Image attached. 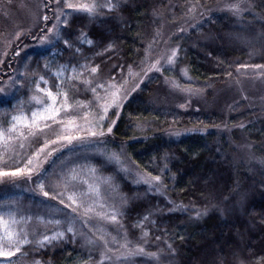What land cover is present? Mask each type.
<instances>
[{
  "label": "trees",
  "instance_id": "16d2710c",
  "mask_svg": "<svg viewBox=\"0 0 264 264\" xmlns=\"http://www.w3.org/2000/svg\"><path fill=\"white\" fill-rule=\"evenodd\" d=\"M59 1L60 7H64V0ZM30 2H37L41 13L50 18L57 9L52 4L46 8L45 0ZM95 2L104 5L108 0ZM113 2L118 5L113 11L98 9L95 17L63 9L67 15L62 19L67 20V26L61 25L62 32L71 37L73 47H66L61 40L50 49L17 57L21 61L16 68L21 66L18 85L8 99H0V121H7L13 103L27 99L36 74L48 81L47 85L41 83V87L55 91L59 85L69 91L77 112L83 111L77 104L87 106L94 100L89 86L82 80L108 81L114 77L129 83L143 75L139 88L123 103L113 133L103 138L107 141L104 150L112 153L121 148L137 174H161L166 164L161 192L148 191L146 185L136 183L132 173L120 171L99 150L78 151L73 158L79 159V164L87 163L95 168L100 178L112 177L116 189L103 183L101 189L106 212L114 204L120 213L118 222L93 213L88 215L89 227L80 229L77 225L75 238L67 234L62 240L40 247L33 239L37 225L33 219L29 225L32 242L12 258V264H100L99 251H104L103 241L98 239L100 233L110 242L115 238L113 248L123 244L126 236L132 245L139 243L148 252L158 253V264H264V111L249 109L242 97L232 100L228 110L224 106V113H205L180 106L164 108L151 102L153 94L164 89L166 82L173 81L179 88L190 89L201 99L210 100L239 80H264V0ZM15 4L16 0H0V13L8 10L6 7L16 9ZM231 5H239V14ZM15 15L17 27L22 28L27 17H18L17 12ZM197 20L202 21L192 26ZM35 24V27L38 24L35 31H28L14 46H9V54L0 65V77L3 70L5 74L14 72L16 52L44 33L45 22L38 20ZM173 28L186 31L172 33ZM82 35L91 39L92 44L80 43ZM167 42L178 48L175 63L168 69L162 68L160 73L148 72L159 48L168 45ZM76 47L80 48L79 52ZM44 61L52 63L50 68L42 67ZM84 64L98 66L94 77L85 72L82 79H68L73 75L69 74L72 67L79 70ZM62 65L68 71L59 81L54 70ZM129 66L139 76L129 79ZM224 126L229 129H223ZM190 129L198 132H183ZM45 132L52 135L51 130ZM174 132L181 135L174 136ZM45 138L40 136L34 141L33 150ZM242 144L248 146L242 149L249 157L245 161L237 159ZM68 148L53 154L49 162L62 152L67 153ZM12 191L8 188L3 194ZM4 198L8 197L0 196V201ZM15 202L24 212L42 213L36 208L38 201L29 195ZM47 203L62 209L59 213L55 211V215L67 214L58 200L47 198ZM174 204L181 208L174 209ZM196 212L202 214L197 216ZM145 216L149 217L147 221L143 219ZM141 223L143 229L138 226ZM143 231L149 235L143 237ZM103 264L118 262L103 261ZM126 264H157V261L142 255Z\"/></svg>",
  "mask_w": 264,
  "mask_h": 264
},
{
  "label": "snow or ice",
  "instance_id": "6c2138e0",
  "mask_svg": "<svg viewBox=\"0 0 264 264\" xmlns=\"http://www.w3.org/2000/svg\"><path fill=\"white\" fill-rule=\"evenodd\" d=\"M55 2L59 3V0H55ZM117 6L113 0H108L104 5L97 4L95 0L79 3L64 0L65 8L87 13L90 17H95L98 9H106L110 12ZM45 7L47 8L49 5L46 4ZM230 7L234 12L239 14V5H231ZM66 15L67 13L63 12V10L57 12L55 16L56 23L51 24V26L47 24L49 20L48 16L44 15L42 17L46 26V35L41 37L42 44L45 41L49 44H54L63 40L66 47H73L71 37L65 36L60 27L61 24L67 26V20L62 19ZM48 34H51V40H49ZM19 37L20 34L17 33L16 38L19 39ZM80 43L91 45L92 40L82 35ZM76 51L79 52L80 48L76 47ZM177 53L178 48L171 49L169 55L157 58L151 63L148 70L155 69L156 71H160L163 67L161 65L162 59L166 60V63L169 65L175 63ZM16 55H19V52H16ZM47 67L48 65H45V68ZM67 71L68 67L62 65L57 69L55 75L57 78H60ZM71 72L73 75L68 77L71 80L82 79L85 72L94 77L98 72V66L84 64L79 66V70L74 66L71 68ZM133 76H139V73H135L133 68L129 66L128 78L131 79ZM10 79H12L13 84L16 83L15 78ZM82 82L89 86L94 100L87 106L82 103L77 104L76 107L83 109L82 112H77L74 110V105L70 100L69 91L61 89L59 85H57L55 91L48 87L42 88L41 83L45 85L48 83L43 75L34 81L36 93H42L43 95L34 94L30 99L39 107L32 111L30 116L23 111H19L8 118L6 125L5 123H0V178L9 176L23 177L27 182L33 181V177L35 176L34 183L45 198L58 200L65 208L71 207L72 211L76 213L80 209H83L85 219L78 221L77 216L68 214L61 217L51 214L41 216L36 213L22 212L16 206L14 199L8 200L7 203H0V257L11 258L20 253L24 245L32 242L30 240L31 229L29 225L33 219L40 224L55 226L51 231V235L47 233L42 234V239L37 241L40 247L57 240H62L67 234H71V237L75 238L78 232V224L80 229L89 227L88 215L93 212V206L83 201L84 195H94L99 198L101 195V183L109 185L112 190L116 189V185L112 177H102L95 183L83 181V183L87 184V193L77 191L76 182L80 176L77 172L79 159H74L73 157L78 151L99 150V154L105 157L107 161L118 165L120 171L128 172V168L122 161L119 153H108L104 150L107 141L103 138L113 133L114 127H116L117 122L121 118L124 100L127 99L131 92L139 88L142 78L131 89L125 87L127 80L121 82L114 77H109L108 81L91 79L82 80ZM0 92H3V89H0ZM53 125L57 127H53ZM46 129L51 130V136L46 134ZM188 131L196 132L197 130L190 129ZM172 135L179 137L181 133L174 132ZM40 136H45L46 138L42 145L36 146L33 150V142L38 140ZM64 142H67L71 146L68 148L67 153L62 152L60 156L55 157L49 162V158L60 147L64 146ZM50 145H58V147H50ZM9 161H11V164ZM44 163H49V167L43 168L42 165ZM89 171L94 174L96 169L91 168ZM166 171L167 165L165 164L161 174L143 173L139 175L135 182L147 185L148 191L160 193L163 186L162 175ZM49 187H51V191L48 190ZM121 202L125 201L122 199ZM39 203L48 207L45 201H39ZM104 207L106 205L101 203L100 208ZM52 208L57 213L62 211V209L56 208L55 205ZM173 208L180 209L181 206L174 204ZM201 214L200 212H196L197 216ZM97 215L116 223L118 222L120 213L113 204L108 212H98ZM143 219L147 221L149 217L145 216ZM138 226L143 229L142 223ZM148 235L147 231H143V237H147ZM98 239L103 241L104 247L100 264H103L105 259H112V257L107 255L108 253H118L115 255V260L118 264H126L131 258L142 255L154 258L157 264L160 260L158 253L148 252L139 243L132 245V242L126 236L124 237L125 242L119 244L116 248L111 246L112 243H115V238L110 242L100 233L98 234ZM88 242L93 243L92 240ZM169 248H171V245H169ZM120 249H124V251L121 252ZM3 264H12V261L7 259Z\"/></svg>",
  "mask_w": 264,
  "mask_h": 264
},
{
  "label": "rangeland",
  "instance_id": "374dc122",
  "mask_svg": "<svg viewBox=\"0 0 264 264\" xmlns=\"http://www.w3.org/2000/svg\"><path fill=\"white\" fill-rule=\"evenodd\" d=\"M42 1L44 2V0H42ZM44 3H47L48 5L52 4L53 6H55L57 8L55 10V12L53 13V15L51 16V18H50V16H48V18H49V25L48 26H51V24L56 23L55 16H56L57 12H59L60 10L66 9V8L60 7L61 6L60 1H59V3H56L55 0H45ZM15 7H16V9H14V10H12L9 7H6V9H8V10H5L2 14L0 13V65H1V62L4 60L5 55L9 54V51L7 52L9 46L10 47L14 46L16 41L18 40L16 38L17 33H19L20 36H22V35L28 33V31H30V32L35 31L38 27V24H37V27H35L36 21L38 22V20H39V22L40 21L45 22L42 19L44 14L41 13L40 7L38 9L37 2L31 3L30 0H16ZM65 11L66 10H63V12H65ZM16 12H17L18 17L23 16V15H25V17H27L26 24H24L22 28H20V26L17 27L18 21L15 20V19H17L16 15H15ZM201 21L202 20L195 21L192 24V26L197 25ZM61 25H60V27H61ZM181 29H183V32L186 31V30H184L185 28H173L172 33L180 32ZM183 32H180V33H183ZM45 35H46V28L44 30V33L43 34L41 33L40 36L37 37V40L35 42L31 43L30 45L23 46L18 51L19 55L23 54L24 57L25 56L28 57V55H30L31 52H33V51L37 52V51H43L45 49L46 50L50 49L53 46V44H49L47 41H45L43 44L41 43V37H44ZM48 38H49V40L52 39L51 34H48ZM159 49L160 50H159V52H157V55H156L155 59L152 61V63L157 58L166 57L167 55H169L170 51H171V49H173V47H171L168 43V45H163ZM19 55H16L15 62L13 63L14 64L13 65L14 72H11L9 74H5L4 70L1 71V75L2 74H3V76L5 75V78H3V76L0 77V89H3V92H0V99H4V100L8 99L11 96V94L14 92L15 87L18 85V78H19L18 77L19 76L18 71L20 70L21 66L18 69H16V68L19 65V63H21V61L18 59V58H20ZM49 62L50 61H44L42 63V67L45 68V65H48V67L45 69L50 68L52 63H49ZM161 65L163 66L162 67L163 69H165V68L168 69L171 67L172 64L169 65L166 63V60L162 59ZM22 67H23V62H22ZM60 67L61 66H58V68H60ZM158 67H160V66H158ZM57 69L54 70V75H55ZM148 72L160 73L161 70L156 71L155 69H152L151 71L148 70ZM71 73L72 72L70 71L69 74H71ZM36 75L37 76L35 77V79L38 80L40 77V74H36ZM65 76H66V73H64L60 78H57V76L55 75V77L59 81L61 79H63ZM10 78H15L16 83L13 84V81ZM141 78L142 79L144 78L143 75L140 77H137V79L132 80L131 82L127 83L125 85V87L127 89H131L137 82L140 81ZM263 81L264 80H261V79H257V80L255 79L253 81H246V82L244 80H242V81L239 80L238 81L239 83L229 84L228 87L219 91L217 93L218 95L214 99H210V100H207L204 98L201 99L197 92L192 91L190 89L179 88V86L173 81L171 83L166 82L164 89L160 88L156 91V93L153 94L151 102L154 105L164 107V108L177 107V106L182 107V105H183L182 108H184V109H186V108L194 109V110L199 109V111H203L205 113H209L211 111H221L224 113V112H226L223 110L224 106H226L227 110H228L229 109L228 105L230 104V102H232V100H234L237 97H242L244 103L246 104V106L249 109L264 111V82ZM173 89H175V90L173 91ZM227 90H230V91H228L229 93L228 92L225 93V91H227ZM134 92L135 91L131 92L130 95ZM28 93H29L28 94L29 96L27 97L26 100L23 99V101H20L18 99L16 101V103L12 104L11 109L8 112V118L11 115L16 114L19 111H23L25 114L30 116L31 112L36 110L39 107L33 101H31L30 98L34 94L41 95V96L43 94L42 93H36L35 85H34L32 91H29ZM130 95H128V97ZM240 95H242V96H240ZM124 102H125V100H124ZM263 116H264V114H263ZM8 118H7V120H8ZM80 122H83V121H80ZM0 123H5V125H6V120L0 121ZM223 129H229V128L224 126ZM183 132L185 134L191 133L188 130H184ZM196 132H198V130ZM50 147H58V145H50ZM68 147H71V146L68 145L67 142H64V146L60 147L59 150L63 149V148H68ZM242 149L246 150V149H248V146L242 144L239 147L238 150L240 152V155L239 156L237 155V157H238L237 159L239 161H245V159L249 158V157H247V155L245 153L242 152ZM46 151H47V149H46ZM58 151L54 152L53 154L57 153ZM115 152L119 153L121 155V159L124 162V164L127 166L128 172L132 173L137 180L140 174L139 173L137 174V172L132 167V165L127 162L123 150L121 148H117ZM46 165H47V163H44L42 165V167L46 168ZM91 168L92 167L90 165H88L87 163L79 164L77 166V172L80 174L79 179L76 182V190L77 191H83V192L87 193V184L83 183V181H88L89 183H95L101 179L100 176L96 172L93 174L92 172L89 171ZM35 179L36 178L34 176L33 181H27L26 182L23 177H11V176H9V177L0 178V196H2V198L5 196L8 197V198H4V200H1L0 203H7L8 200H11V196H12V199H14L16 201L17 199L21 198L23 195L26 194V195H29L32 199H35L38 201L36 208L38 207L39 211L42 212L41 214H38V215H41V216H48L49 214L55 215V210L52 208L51 205H49L47 203V198H45L40 193L39 189L36 187V185L34 183ZM8 188H11L13 191L11 193L7 192L6 194H3L4 190L7 191ZM69 190H71V189H69ZM100 190H101V195L99 198L95 197L94 195L89 196L87 194L84 195V197H83V201L85 203H88L89 205L93 206V212L89 214L90 216L93 213L106 212L105 209L107 207L100 208L101 203H103L105 205V201H104L102 189H101V184H100ZM39 201H45L46 204L48 205V207H45L44 205L40 204ZM18 208L22 212H24L21 207H18ZM62 208H64V205H62ZM66 211H67L68 215L78 216L77 219L78 218H82V220L85 219V213H84L83 209H80L79 212L76 213V212L72 211L71 207H68V208H66ZM62 216H64V215H62ZM99 218H101V217H99ZM36 223H37L36 231L33 234V239H35V242L37 243V241L42 239V234L47 233V234L51 235V231L55 226L40 224L37 221H36ZM43 225H45V226L41 227ZM123 251H121V252H123ZM103 252L104 251H102V250L99 251L100 261H101V256H102ZM116 254H118V253H116ZM116 254L108 253L107 255L112 257V259H110V260L105 259L104 261L115 262L116 261L115 260ZM13 257H11V258L0 257V264H3V262L6 261L7 259H10L12 261L14 259Z\"/></svg>",
  "mask_w": 264,
  "mask_h": 264
}]
</instances>
